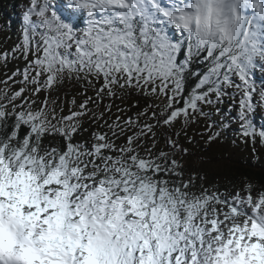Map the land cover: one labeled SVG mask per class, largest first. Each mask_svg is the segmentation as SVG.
Returning a JSON list of instances; mask_svg holds the SVG:
<instances>
[{"label":"snow or ice","instance_id":"6c2138e0","mask_svg":"<svg viewBox=\"0 0 264 264\" xmlns=\"http://www.w3.org/2000/svg\"><path fill=\"white\" fill-rule=\"evenodd\" d=\"M9 51L0 264H264V190L206 186L176 131L229 99L255 151L264 0H29Z\"/></svg>","mask_w":264,"mask_h":264},{"label":"trees","instance_id":"16d2710c","mask_svg":"<svg viewBox=\"0 0 264 264\" xmlns=\"http://www.w3.org/2000/svg\"><path fill=\"white\" fill-rule=\"evenodd\" d=\"M23 3L24 6H22ZM56 3L58 7H66V3L62 0H56ZM28 5L29 0H0L1 49L9 51L12 43L21 42L23 14ZM77 22H81L79 17ZM1 49L0 52H2ZM9 67L13 69L20 66L10 63ZM258 71L260 70H254L253 76L259 89L261 79H258ZM194 83L195 81L189 83V89ZM77 92L78 86L63 87L58 95L61 99L70 101ZM135 102L136 100L133 98L121 106L127 107ZM116 103L120 104V101L117 100ZM143 106L144 102L141 99L140 107ZM136 111L138 108H132L128 114L131 115ZM204 111L207 116L200 117L194 123H190L187 129H183V121L176 126V131L180 132L177 138L179 144L188 149L183 156L185 168L191 173L206 176V186L215 184L221 193L234 192L241 188L245 182L253 183L257 191L264 190V146H261L258 137L259 131L264 130L262 109L257 108L251 114V122L257 132L255 151H253L251 142L245 144L241 138L237 108L231 100L226 99L224 103L220 104L218 112L215 107L208 106H205ZM92 127L95 128V126ZM106 130V128L101 129V131ZM215 132H220V136L209 143L208 137ZM87 136L88 133H84L78 139L82 140Z\"/></svg>","mask_w":264,"mask_h":264},{"label":"rangeland","instance_id":"374dc122","mask_svg":"<svg viewBox=\"0 0 264 264\" xmlns=\"http://www.w3.org/2000/svg\"><path fill=\"white\" fill-rule=\"evenodd\" d=\"M62 1H63L64 3H66V0H62ZM22 6H24V3L22 4ZM16 44H18V43H12V45L9 47V49H11L12 46L14 47ZM0 49H1V48H0ZM1 51L4 52L5 50L1 49ZM9 55H11L10 52H9ZM11 64H12V65H16V66H20V67H23V66H24L23 61H20L19 63L13 62V63H11ZM8 68L11 69V68L9 67V65H8ZM13 69H15V68H13ZM4 76H5V69L0 68V80L4 79ZM257 76H258V79H259V80L261 79V83H260V85H261V86H264V73H262L261 71H258ZM259 88H260V87H259ZM91 94H92V93H90V95H91ZM262 114H263V116H264V110H262Z\"/></svg>","mask_w":264,"mask_h":264}]
</instances>
